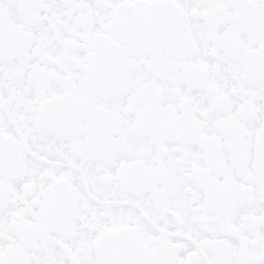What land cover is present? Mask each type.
<instances>
[{
	"label": "snow or ice",
	"instance_id": "6c2138e0",
	"mask_svg": "<svg viewBox=\"0 0 264 264\" xmlns=\"http://www.w3.org/2000/svg\"><path fill=\"white\" fill-rule=\"evenodd\" d=\"M0 264H264V0H0Z\"/></svg>",
	"mask_w": 264,
	"mask_h": 264
}]
</instances>
